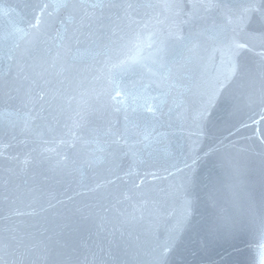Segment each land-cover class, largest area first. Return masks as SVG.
Here are the masks:
<instances>
[{
	"label": "water",
	"instance_id": "obj_1",
	"mask_svg": "<svg viewBox=\"0 0 264 264\" xmlns=\"http://www.w3.org/2000/svg\"><path fill=\"white\" fill-rule=\"evenodd\" d=\"M0 264H264V0H0Z\"/></svg>",
	"mask_w": 264,
	"mask_h": 264
}]
</instances>
